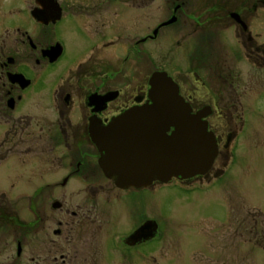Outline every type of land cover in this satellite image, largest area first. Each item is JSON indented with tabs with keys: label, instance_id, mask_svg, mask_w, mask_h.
<instances>
[{
	"label": "flooded vegetation",
	"instance_id": "obj_1",
	"mask_svg": "<svg viewBox=\"0 0 264 264\" xmlns=\"http://www.w3.org/2000/svg\"><path fill=\"white\" fill-rule=\"evenodd\" d=\"M130 1L0 0L3 135L7 128L21 139L34 130L46 134L51 148L46 188L86 194L74 203L54 198L52 211L64 218L49 232L43 233L47 217L34 219L31 264H150L149 244L162 241L169 230L164 233L151 216V190L175 186L191 191L196 184L212 183L235 154L239 130L231 113L239 110L240 98L231 99L245 92L242 76L231 64L246 59L257 69L264 65V45L253 33L264 0H165L170 16L153 30L148 14L136 24ZM141 1L138 7L149 9L151 0ZM173 17L175 23L160 27ZM180 21L197 28L223 27L237 43L227 45L230 63L200 61L186 52L187 68L164 60L153 71H166L174 79L193 112L209 108L208 129L218 144L214 166L220 164L213 175L119 187L100 165L102 151L91 128L102 132L117 116L150 101L151 43ZM73 48L80 52L70 59ZM170 65L182 75L171 74Z\"/></svg>",
	"mask_w": 264,
	"mask_h": 264
},
{
	"label": "rangeland",
	"instance_id": "obj_2",
	"mask_svg": "<svg viewBox=\"0 0 264 264\" xmlns=\"http://www.w3.org/2000/svg\"><path fill=\"white\" fill-rule=\"evenodd\" d=\"M138 3L142 1L129 2L135 6L136 24L148 14L153 30L170 16L165 0H151L146 10L138 7ZM261 14L253 33L264 45V4ZM191 23L185 25L180 21L163 29L160 37L151 43L152 72L161 69L164 60H172V64L175 61L181 69L187 68L186 52L200 61L230 63L227 45L237 46V43L227 38L225 29L197 28ZM79 52L73 48L70 59ZM231 65L232 70L241 74V88L245 92L231 99L240 98L239 110L231 113L239 130L233 159L224 175L212 183L196 184L194 190L175 186L151 190V216L159 221L164 233L165 229L169 230L162 241L152 240L149 244L150 264H264V65L257 69L246 59ZM173 68L170 65V73L180 77L177 67ZM34 132V138L25 135L21 139L7 128L8 135L4 137L0 125V264H31L35 255L34 219L38 215L47 217L43 233L49 232L56 220L64 218L60 211H52L54 198L61 201L68 198L74 203L86 195L67 189L52 192L46 188L49 174L45 161L51 148L47 147L46 134ZM219 164L217 161L209 174L213 175ZM19 238H22L21 257L17 255Z\"/></svg>",
	"mask_w": 264,
	"mask_h": 264
},
{
	"label": "water",
	"instance_id": "obj_3",
	"mask_svg": "<svg viewBox=\"0 0 264 264\" xmlns=\"http://www.w3.org/2000/svg\"><path fill=\"white\" fill-rule=\"evenodd\" d=\"M149 97L146 105L117 116L102 132L91 128L106 176L119 187H129L208 174L218 156L217 139L206 120L209 108L193 112L166 71L152 73ZM21 253L19 244L17 255Z\"/></svg>",
	"mask_w": 264,
	"mask_h": 264
},
{
	"label": "trees",
	"instance_id": "obj_4",
	"mask_svg": "<svg viewBox=\"0 0 264 264\" xmlns=\"http://www.w3.org/2000/svg\"><path fill=\"white\" fill-rule=\"evenodd\" d=\"M8 217V216H7ZM9 218H13L12 216L11 217H9ZM258 244H260V243H258Z\"/></svg>",
	"mask_w": 264,
	"mask_h": 264
}]
</instances>
